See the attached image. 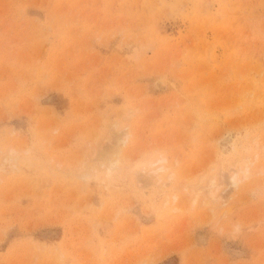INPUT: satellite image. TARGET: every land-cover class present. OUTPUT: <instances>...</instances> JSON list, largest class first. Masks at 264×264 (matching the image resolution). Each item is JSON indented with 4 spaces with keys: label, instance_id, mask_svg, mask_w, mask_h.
<instances>
[{
    "label": "rangeland",
    "instance_id": "1",
    "mask_svg": "<svg viewBox=\"0 0 264 264\" xmlns=\"http://www.w3.org/2000/svg\"><path fill=\"white\" fill-rule=\"evenodd\" d=\"M0 264H264V0H0Z\"/></svg>",
    "mask_w": 264,
    "mask_h": 264
},
{
    "label": "bare ground",
    "instance_id": "2",
    "mask_svg": "<svg viewBox=\"0 0 264 264\" xmlns=\"http://www.w3.org/2000/svg\"><path fill=\"white\" fill-rule=\"evenodd\" d=\"M163 78H159L157 80H155V85L158 89H164L165 85L162 81ZM119 140V139H117ZM118 143V142H117ZM118 147H119V143L115 146V153H117L118 151ZM108 150H110L108 148ZM107 151V150H106ZM105 151V153H106ZM108 155V154H106ZM105 156V154H104ZM112 156V155H110ZM159 160V159H158ZM164 160V158H163ZM120 161V156L115 154L114 157H111V159L109 160V168H113V166H115L116 164H118ZM155 162V161H154ZM153 163V162H152ZM112 170V169H111ZM151 171V173H153L156 181L162 183V177H163V174L166 173V169H165V165H158V167H151L149 169ZM240 172V175H241V178L238 177V174ZM249 174V170L245 167L243 169H240V171H237L236 173H234L233 175H231L230 177V181L233 185H236L237 184V181L241 180L242 178L248 176ZM165 177L166 179H171L173 180V174H170V175H167V173L165 174ZM201 181H203V178L201 179ZM224 183L223 180H220V182L218 183L215 182L214 178H209L207 180L206 183H201L200 184V187H197L195 188V196H197L198 194H206L205 196V199H203V203L204 205L208 204L210 201H213V199H219L222 197V193H221V190L220 188L223 187L222 184ZM203 189V191L201 190ZM175 197V196H174ZM202 241H204V238H200ZM235 254L237 255H240V253L236 252Z\"/></svg>",
    "mask_w": 264,
    "mask_h": 264
},
{
    "label": "clouds",
    "instance_id": "3",
    "mask_svg": "<svg viewBox=\"0 0 264 264\" xmlns=\"http://www.w3.org/2000/svg\"><path fill=\"white\" fill-rule=\"evenodd\" d=\"M154 164H158L162 166L164 164L163 158H160L159 160L155 161Z\"/></svg>",
    "mask_w": 264,
    "mask_h": 264
}]
</instances>
